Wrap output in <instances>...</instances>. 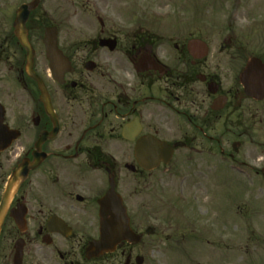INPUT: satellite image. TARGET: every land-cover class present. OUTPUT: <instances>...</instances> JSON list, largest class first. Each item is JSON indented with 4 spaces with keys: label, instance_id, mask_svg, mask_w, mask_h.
<instances>
[{
    "label": "flooded vegetation",
    "instance_id": "af4514ba",
    "mask_svg": "<svg viewBox=\"0 0 264 264\" xmlns=\"http://www.w3.org/2000/svg\"><path fill=\"white\" fill-rule=\"evenodd\" d=\"M136 1L148 9L127 16V0H0V264H132L127 241L88 253L110 189L142 237L164 233L166 221L165 239L211 243L207 186L195 181L179 188L188 202L138 213L127 175L196 180L215 173L212 163L227 167L236 148L227 133L241 134L245 100L259 102L239 77L251 57L264 62V48L248 52L227 32L212 42L192 19L164 26L155 0ZM146 138L166 142L170 157L155 162L165 149L151 147L139 158ZM152 216L156 229L145 223ZM185 218L191 230L179 238Z\"/></svg>",
    "mask_w": 264,
    "mask_h": 264
},
{
    "label": "rangeland",
    "instance_id": "374dc122",
    "mask_svg": "<svg viewBox=\"0 0 264 264\" xmlns=\"http://www.w3.org/2000/svg\"><path fill=\"white\" fill-rule=\"evenodd\" d=\"M155 2L166 16L164 26L187 25L192 19L196 26L207 28L210 33L207 37L212 42H218L227 32L230 36L236 35L248 52L264 48V0ZM147 7V2L127 0V16L134 11L147 10ZM84 25H92V20ZM230 28L234 34L225 30ZM240 119L237 131L241 134L232 137L227 133L229 143L236 145L235 151L228 147L233 158L228 157L224 169L212 163L211 170L215 173L210 178L182 179L176 174L160 175L159 172L146 179L127 175V201L138 213L141 209L147 214L153 212L150 204L188 202L187 190L180 194L179 188L192 186L195 181L202 182L210 190L206 203L211 214V243L184 239V236V242L165 239L164 235L171 232L163 229L167 222L163 221L160 229L164 233L161 231L159 235L156 228L161 220L148 217L145 223L156 230L153 235H145L133 248L135 255L143 257L141 264H264V178L259 173L264 168V99L259 102L245 100ZM163 213L166 216L171 210L164 209ZM189 229L187 218L181 220L177 236L188 234ZM194 247L199 253L191 256L188 252ZM132 264H136L134 259Z\"/></svg>",
    "mask_w": 264,
    "mask_h": 264
},
{
    "label": "water",
    "instance_id": "95a60500",
    "mask_svg": "<svg viewBox=\"0 0 264 264\" xmlns=\"http://www.w3.org/2000/svg\"><path fill=\"white\" fill-rule=\"evenodd\" d=\"M26 6H23V9ZM26 10V9H25ZM27 15V11H25V16L23 21ZM21 43L28 47L26 44L25 37L21 34L19 35ZM241 83L243 84V88L245 94L253 97L254 99L261 100L264 97V64L260 61V59L253 57L251 58L247 64L245 69L243 70L240 76ZM146 140V139H145ZM157 146L159 148L165 149L164 155H160L155 157L157 159L163 158L166 161L167 151L171 152L172 148L166 146L164 143H160ZM151 147L155 148V146H151L146 141L142 140L138 143L136 149L139 155L145 154L148 152ZM152 148V149H153ZM169 152V153H170ZM156 162V161H155ZM13 176L7 185V190L4 194L2 201V208L6 202L7 197L9 196V191L14 183ZM100 239L93 243L90 247L91 250L99 252H107L112 251L115 248V245L119 243L121 240H127V242H139L140 235L135 234L129 227V220L126 217L123 207L121 206L120 198L117 194L110 190L100 201ZM143 261L142 257H136L137 264H141ZM128 264V262H127Z\"/></svg>",
    "mask_w": 264,
    "mask_h": 264
}]
</instances>
